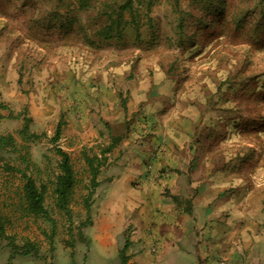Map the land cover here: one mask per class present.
Instances as JSON below:
<instances>
[{
	"label": "rangeland",
	"instance_id": "rangeland-1",
	"mask_svg": "<svg viewBox=\"0 0 264 264\" xmlns=\"http://www.w3.org/2000/svg\"><path fill=\"white\" fill-rule=\"evenodd\" d=\"M126 1L129 24L106 37L103 25ZM23 113L38 138L21 136ZM60 118L62 135L53 142ZM113 136L107 157L139 154L145 142L153 158L173 142L196 156H219L228 191L248 197L247 205L259 200L264 211V0H0V138L10 139L0 146V212L14 238L13 246L0 238V264H29L28 257L37 264H120L114 249L91 243L96 229L116 235L105 205L119 168L108 160L102 165L86 214L82 196L90 181L74 157L81 146L96 150ZM55 145L75 158L71 220L52 209ZM26 152L27 172L48 184L52 238L50 223L22 215L20 174L4 169ZM179 153L186 155L185 148ZM134 230L122 229L115 247ZM26 240L35 247L31 254L21 252ZM147 246L151 257L160 253ZM175 254L161 264H203L190 253L188 261Z\"/></svg>",
	"mask_w": 264,
	"mask_h": 264
},
{
	"label": "crops",
	"instance_id": "crops-1",
	"mask_svg": "<svg viewBox=\"0 0 264 264\" xmlns=\"http://www.w3.org/2000/svg\"><path fill=\"white\" fill-rule=\"evenodd\" d=\"M140 147L139 154L107 157V164L116 162L119 168L110 177L105 203L109 209L105 217L115 220L112 230L116 235L96 229L91 243H98L103 251L114 249L118 255L123 246L115 247L117 235L133 226L139 232L134 230L123 238L126 264H161L172 250L180 260L188 261L190 253L192 260L203 264H264L262 205L259 200L244 204L248 197L228 191L231 179L222 170L221 157L196 156L188 145L177 142L161 145L156 158L150 155L151 143ZM184 148L186 155L182 156L179 150ZM147 245L151 250L161 249L160 253L151 257ZM182 249L183 253L175 251ZM28 258L29 264H37Z\"/></svg>",
	"mask_w": 264,
	"mask_h": 264
},
{
	"label": "trees",
	"instance_id": "trees-1",
	"mask_svg": "<svg viewBox=\"0 0 264 264\" xmlns=\"http://www.w3.org/2000/svg\"><path fill=\"white\" fill-rule=\"evenodd\" d=\"M117 15L116 18L112 16L109 17L108 21L102 27L103 33L106 37L112 36L114 33L121 34L122 29L129 24L127 19H124L123 12L129 11L132 16V4L131 2L126 1L123 4L117 6ZM115 30V31H114ZM114 32V33H113ZM24 112V111H23ZM23 118L25 119L24 126L20 131L21 136L26 140H34L38 138V134L30 133L28 130V122L30 119L23 113ZM65 124V121L60 118L57 122L53 136L51 140L56 142L62 135V127ZM117 139L112 137V141L109 142L104 147L97 146L98 149L93 150V148L87 150L85 147L81 146L77 152V160L83 161V168L87 172L90 184L88 185V192L82 196V205L86 211V214L90 211V206L93 202V193L96 186L99 184L98 175L102 165L105 164L107 160L106 154L112 151L113 147L116 145ZM10 143V139L6 137L0 138V146ZM54 152L58 156L57 161V172L55 173L53 179H50L49 183L51 184V193L53 199V207L55 211H58L60 214L65 215L68 220L72 218V211L70 209V203L73 199V194L78 184L77 173L74 166L73 155L71 152L63 150L60 146H54ZM20 160V164H9L8 161L4 163V169L11 172H16L20 174L22 180L19 192V207L22 215H27L35 219H43L44 221L50 223L51 225V234L48 236L52 238L56 233V219L53 216L52 210L49 206L45 204V195L47 192L48 184L41 182L40 184L36 183V180L32 177L27 170L30 168L31 161L29 159L28 153L19 154L16 158ZM24 164V166H21ZM88 217V216H87ZM89 220V218H88ZM85 222H82L84 224ZM7 220L4 215L0 212V238H7L9 240L10 246L14 244V238L7 235L6 231ZM71 226H69V229ZM127 242L119 250L118 256L120 259V264H126L128 260V255H126ZM14 250V249H13ZM35 250L34 245L26 240L21 246V252L24 254H31Z\"/></svg>",
	"mask_w": 264,
	"mask_h": 264
},
{
	"label": "built area",
	"instance_id": "built-area-1",
	"mask_svg": "<svg viewBox=\"0 0 264 264\" xmlns=\"http://www.w3.org/2000/svg\"><path fill=\"white\" fill-rule=\"evenodd\" d=\"M220 264H223V262L221 261Z\"/></svg>",
	"mask_w": 264,
	"mask_h": 264
}]
</instances>
